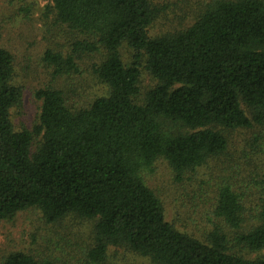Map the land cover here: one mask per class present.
<instances>
[{
	"label": "trees",
	"instance_id": "obj_1",
	"mask_svg": "<svg viewBox=\"0 0 264 264\" xmlns=\"http://www.w3.org/2000/svg\"><path fill=\"white\" fill-rule=\"evenodd\" d=\"M51 1L57 20L79 38L68 54L46 50L44 63L58 77L79 71L84 55H99L94 72L109 92L76 108L64 89L40 88L38 124L16 130L11 111L22 107L24 88L14 54L0 47V222L32 207L48 222L96 220L85 264H107L111 247L155 264H264V180L250 207L230 181L220 184V223L206 241L168 222L146 181L159 158L182 181L223 157L225 129L256 127L264 151V0H183L194 19L157 36L150 34L162 8L156 0ZM124 45L134 52L131 64ZM143 60L158 82L140 103ZM2 264L57 263L16 251Z\"/></svg>",
	"mask_w": 264,
	"mask_h": 264
},
{
	"label": "rangeland",
	"instance_id": "obj_2",
	"mask_svg": "<svg viewBox=\"0 0 264 264\" xmlns=\"http://www.w3.org/2000/svg\"><path fill=\"white\" fill-rule=\"evenodd\" d=\"M162 5L159 16L150 27L153 36L183 29L194 19L191 3L183 0H156ZM79 34L57 20L51 0H0V47L4 46L15 56V80L24 88L22 107L11 111L16 130L33 129L38 124L42 100L35 91L48 85L65 90L69 104L76 108L90 105L96 98L109 92L94 72L99 55H84L78 60L79 71L54 77L53 69L44 63L48 49L70 53L71 43ZM131 48L124 45L121 55L126 64L133 61ZM141 68V93L143 103L157 80L145 68ZM246 112L249 111L244 106ZM257 128L225 129L229 148L221 158H211L182 181L175 179L168 161L159 158L155 170L146 177L148 185L163 202L166 220L176 229L206 241L210 231L218 225L214 211L219 186L230 181L235 189L246 196L249 205H255L262 197L264 180V151L255 144ZM264 149V148H263ZM96 220L69 215L58 222H48L36 207L17 213L13 218L0 222V264L16 251L32 254L38 259L51 258L57 264H85L84 253L94 242L93 227ZM257 257V253H250ZM107 264H155L149 257L127 247H111Z\"/></svg>",
	"mask_w": 264,
	"mask_h": 264
}]
</instances>
